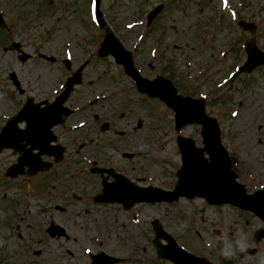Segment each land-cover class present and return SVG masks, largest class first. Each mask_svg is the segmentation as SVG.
Masks as SVG:
<instances>
[{
	"label": "rangeland",
	"instance_id": "rangeland-1",
	"mask_svg": "<svg viewBox=\"0 0 264 264\" xmlns=\"http://www.w3.org/2000/svg\"><path fill=\"white\" fill-rule=\"evenodd\" d=\"M92 3L91 0H0V12L3 13L11 28V33L0 28V125L14 113L19 105L25 102L27 96H33L38 101L45 97L55 96V91L61 89L64 76L68 74L61 59L71 55L74 60L72 50L69 47L66 48L67 41L77 40L79 33H82V28L86 29L83 34L87 31L88 35H91L92 33L89 32L92 31L99 35L101 40L106 35V32L100 29L95 21ZM158 3H163L165 9L160 18L146 27L147 11ZM101 8L108 27L111 30L121 29L119 35L124 39L128 48L133 49L136 45L146 42L148 49L144 55L151 58L155 49L152 48L153 43L158 42L159 49L169 47L175 53L165 54L162 59H158L163 67L172 60L175 69L179 71L176 77H173L174 73L166 70L171 72L167 76L173 78L176 82L175 86L178 89L180 86L181 92H184V86L187 87L186 83L190 84L192 92H209L212 102H208L207 112L218 114L216 117L224 129L223 140L232 149L234 159L241 168V173L237 172L244 178L243 173H246L248 178L251 174L258 175L260 180L257 185L264 186V66L259 67L250 76H239L232 88H229L232 84L228 79L214 99L211 95V91L220 82L223 83V78H229L230 70L245 59L246 54L240 52L237 54V51L233 49L235 40L239 39L237 44L241 49L243 46L241 41L254 37L257 44L264 49V0H102ZM237 19L254 21L257 24L255 34L239 28L236 25ZM144 28H148V33L143 39ZM154 28H161L163 32V38L160 41H157L155 34L151 33ZM48 34L52 35L51 39ZM14 41L21 42V48L25 52L32 53L31 59L23 63L18 60L16 51L10 53L3 51L2 47ZM174 44H178L181 49L175 50ZM65 49L69 52L65 54L69 55L63 57L64 54L61 55L59 51L64 53ZM227 50H229L228 54L217 61ZM39 51L55 55L58 60L54 63L39 60L36 56ZM141 51L143 50L140 49L139 52ZM172 55H175V58H171ZM187 61L191 62L190 66L186 65ZM78 63L74 60L73 68ZM111 64L110 58L101 61V72L103 73L104 68H107L108 73L112 74L111 71H114L117 74V68ZM209 65L210 69L201 76H192L191 78L196 77L193 80L185 79V75L190 76L194 72L199 74L201 69L204 70ZM13 70L26 89L24 95H20L8 78V73ZM146 71L149 69L143 72L146 73ZM222 91L228 92L227 105L239 101H243L244 105L234 106L232 111L225 112L226 105L221 103ZM132 100L135 101V96ZM145 100V106L137 108L138 112L135 111L134 120L137 121L139 119L137 117L143 118L147 129L156 136V140L150 141L147 138V142H142V152L145 155L143 163L147 161L149 181H154L159 186L169 187L174 183L175 174L181 167L176 136L178 134L190 136L195 139L198 146H202L200 126L189 125L178 132L174 126V112L171 108L160 100ZM152 107L153 113L151 112ZM11 158L13 157L10 151H3L0 153V164L7 165ZM37 185L40 184L37 183ZM249 190L251 191L252 188ZM16 193L13 199L17 204L18 220H15L13 225L19 222L21 231L27 230V232L23 240H20L18 235L17 237L15 234L9 235L7 229H3V234L0 232V261L3 264H61V262L62 264H85L89 260L87 252L93 250L88 240L95 236L101 238L102 234L106 240L113 239H110L112 241L110 245L113 248L119 244L125 245L122 247L124 253H132L131 249L143 247L145 250L143 253L147 252L145 256L147 264H166L157 261L151 245L153 231L150 221L155 217L162 218V215L170 229L181 228L180 234L183 238H185L186 230H189L191 234L194 233L198 244L196 249L201 247L200 239L196 234L199 230L212 244V248H215L213 241L217 236L212 234L211 229L221 228L222 232L232 239L234 234L242 228L240 232L247 237L250 247L247 249L248 252L244 253L246 256L241 264H259L260 256L264 255V238L259 243L254 239V231L261 227V222L256 218H251L244 228L241 214L228 207L218 209L207 206L208 208H205L203 203L195 200L194 205L205 210V222L210 223L207 224L205 232L197 229L198 223L200 227L204 225L201 220L203 214L196 215V220L190 227L188 218L185 219L179 211L173 214L176 212V207L164 208L156 204H140L131 209L130 213L133 214L130 216L131 221L130 217L113 209L109 204L105 206L74 204L62 213L53 206H46L45 197L31 195L23 189H19ZM34 206L38 207L37 216L31 219ZM42 209L46 210L57 222H63L71 235L70 240H53L45 236L41 242L32 241L34 238H31L30 233L34 227L28 228L27 225L31 222L34 224L36 221L43 223L49 221L48 214L46 216L44 212L41 214ZM23 218L25 220H22ZM207 218L212 221L208 222ZM93 219L102 223L96 224ZM175 219L183 220L182 224L179 226L177 222V227H174ZM107 229L114 236L109 237L110 232ZM188 237L191 236L188 235ZM26 240L28 242H25ZM19 244L23 249L19 255H2V246L16 253ZM34 249H43L46 252H43L41 256L33 257ZM216 254V250L211 253L214 263H216L214 260ZM236 254L239 255L240 252Z\"/></svg>",
	"mask_w": 264,
	"mask_h": 264
},
{
	"label": "flooded vegetation",
	"instance_id": "flooded-vegetation-1",
	"mask_svg": "<svg viewBox=\"0 0 264 264\" xmlns=\"http://www.w3.org/2000/svg\"><path fill=\"white\" fill-rule=\"evenodd\" d=\"M84 30L86 29L82 28V33H79L77 40L74 42L67 41L68 46L66 48L68 49L69 47L72 50L71 54H74L75 62H79L77 66L73 68L74 60L71 59L69 64L70 67H68L65 63L66 57H64L66 56L65 53H67V50L65 49L64 53L59 51L61 55L64 54V58L61 59V62L66 66V71H68V74L64 73L63 85H65L66 79L79 69H81V81L75 85L66 103V105L72 109V112L64 121L54 123V125H51L50 119L47 122L50 129L39 131L35 136L37 140L43 139L44 142L49 141L50 146L46 148L35 147L31 150L32 144L29 143L27 139H24L20 143L18 149L13 147L0 149V153L6 150L10 151L13 157L7 165L3 166L0 164L1 234L4 232L3 229H7L9 230L8 234L13 236L15 234L13 228L16 227L18 230L17 234L20 238L22 237V234L19 232L21 229L20 223L18 222L16 225H13V222L18 220L16 211L17 204L13 197L17 194L16 192H19V189H23L26 193L34 196L45 197L44 202L46 206H53L63 213L74 204L80 205L89 203L91 201L90 196H92V200L94 201L95 198L103 192L104 185L108 183L115 185L118 182L119 176L125 177L130 183L141 188L159 186L155 184L156 182L148 180L147 161L143 163L145 155L142 152L141 146L142 142H147V138L151 141L155 139L156 136L147 129V124L143 118L137 117L139 118L137 121L134 119L136 117L135 111L138 112L137 108H143L145 106V99L155 101L160 99L151 98L146 94L140 93L135 82L125 73L124 67L117 63L112 55H100L101 42H103L106 35H104L101 40V37L92 31L89 32L92 33L91 35H88L87 31L86 34H83ZM106 31L108 30L106 29ZM147 33L148 28L145 30V36ZM151 33L155 34V37L158 39L157 41L162 39L163 32L161 28H154ZM159 35H161V38ZM72 44L74 45L73 47ZM153 44V47L156 48L160 46L158 42H154ZM142 45L147 46L148 44L146 42L139 44V46L143 48ZM4 47H2L3 51ZM10 52L11 51L7 53ZM143 53H145V51ZM40 54L37 56L39 59L51 62L45 57L42 58ZM158 57L161 58L162 54L158 53ZM55 58L56 60L54 62L58 60L57 56H55ZM106 58L112 60L111 65L117 68V74H115L114 71H111L112 74L108 73L109 70L107 68H104L105 71L103 73L101 72L100 62L106 60ZM134 60L135 65L141 70L143 76L149 79H154L161 72L159 69V62L156 64L151 61L146 63L145 57L139 60L136 50H134ZM146 64L147 67H144ZM147 68L149 71L144 73ZM156 69H159L158 73L154 72ZM246 75L250 76L251 74ZM62 89L63 86L55 96L50 98L45 97L38 101L33 98L34 102L40 103V108L45 109L49 106V102H52ZM133 96H135V101L132 100ZM240 105H244V102L240 101ZM153 111L154 109L152 107L151 112L153 113ZM18 125L20 128H25L26 123L22 122L18 123ZM6 127L7 122L4 121V123L0 125V135L3 136L6 134L10 140H13L18 131L15 129L5 131ZM61 149H63L62 158L60 161H57ZM40 152L43 153L40 154ZM55 152H58V155H56ZM22 155H32L34 159L35 157H39L43 161V165L47 166L48 169L34 176L27 175V172L30 170L27 163H23L19 168L14 169L13 167L19 163V159ZM37 163L41 165L40 160H37ZM17 171L21 173H18L16 176L13 175ZM243 175L245 178L240 175L241 178L243 181L247 182V185L250 187H253V185H250V182L259 181V177L252 176L249 180L246 174ZM176 180L177 178L174 184ZM37 183L40 185H37ZM257 189H260V187L253 188V191ZM80 194H86V196ZM180 200L191 203L187 198H181ZM180 200L176 203L178 207H176V212H173V214L175 215L179 211L185 219L188 218L191 224L190 227H192L195 222V208L192 205H187L186 210L181 206ZM194 200H201L204 204L208 205L202 198ZM95 203L97 204L96 201ZM96 204L92 203V206H98ZM140 204L146 203H135L131 209ZM120 205H118V207H121ZM158 205L164 208L174 207L173 204L168 203H159ZM208 206L212 207L211 205ZM37 208L38 207L34 206L31 212V219L37 216ZM131 209L126 211H130ZM40 212L41 214L44 212L45 216L48 214L49 223H46V221L44 223L42 221H36L34 224H32V222L28 225L26 224L28 228L34 227L33 231L30 233L32 237H37L39 241L45 236L53 240L70 239L68 234L61 237L51 236L48 231L49 226L52 223H58L64 226L63 222H57L44 209ZM22 220L25 219L23 218ZM160 220L164 223L166 228L172 232L181 245L190 249L194 234L186 230L184 232L185 238H183L180 234V227L175 230L170 229L163 215ZM182 221L181 219H175L174 224L176 225L174 227H177V222L180 226ZM204 221L205 218H203V222ZM263 227L264 223L261 222L260 228ZM205 228L206 222H204L202 229ZM26 231L27 230H25V232ZM188 235L191 237H188ZM112 236H114V234L110 232L109 237ZM110 239L107 240L105 244L107 249L104 247V239L88 240L91 242L93 250L88 252L87 256L89 260L86 264L91 261L92 254L99 253L100 251H105L110 255L121 257L122 260L117 264H147L146 257L144 256L145 253H143V251H145L143 247L131 249V251H133L132 253H124V248L122 247H125V245L119 244L115 246L116 248H113V246L111 247L110 245L112 242ZM101 247L103 248L101 249ZM40 250L46 252V250ZM1 251L3 256L14 255V252L11 251L10 248H5ZM211 253V247H206L203 251V254L207 255L212 264L213 261L210 257ZM244 259L245 258L241 259V263ZM161 262L172 264V262L166 259H162ZM0 264H3V262L0 261Z\"/></svg>",
	"mask_w": 264,
	"mask_h": 264
},
{
	"label": "water",
	"instance_id": "water-1",
	"mask_svg": "<svg viewBox=\"0 0 264 264\" xmlns=\"http://www.w3.org/2000/svg\"><path fill=\"white\" fill-rule=\"evenodd\" d=\"M100 0H96L97 19L101 26L105 25V21L102 16V12L99 9ZM163 6H158L149 13L148 24L153 18L162 10ZM242 27L255 30L253 23L240 21ZM0 26L6 27V23L0 14ZM13 48L20 49L21 44L14 42ZM248 59L244 66L240 68L237 74L241 71H251L255 66L260 63H264V53L260 51L255 45L254 41L247 43ZM112 53L118 62H121L126 72L130 77L135 79L138 83V87L141 91L148 92L151 96H158L163 99L167 105L171 106L175 112V121L177 129H181L188 123H201L202 124V136L206 145L205 150L210 154L212 158L211 163H207L203 157V149L196 148L193 140L180 136L178 143L182 152L183 167L179 172L180 182L177 188L173 192L163 191L156 188H148L142 190L144 192L133 191V198L129 195L115 196L116 190L110 187H106L105 194L101 200H121L129 201L131 199H147L148 201L166 200L177 198L180 194L194 195H206L212 203H224L230 202L241 207L250 208L258 215L264 218V190L258 191L253 195H247L243 185H240L235 181L236 175L230 170V161L226 149L221 144L220 128L217 121L209 117L205 112V101L203 99H194L190 96H182L177 93V90L173 87L172 82L164 77H158L154 81H149L140 76L139 71L134 67L131 53L121 45L120 41L110 33L105 39V42L101 48L102 54ZM24 55H20V59L25 61L28 58V54L23 52ZM236 74V75H237ZM14 76V74H12ZM79 71L69 78L67 88L59 95L56 102L51 106V111H43L39 108V105H35L32 99H28L24 108L21 110L18 116L14 117L10 122L15 126L16 122L25 118L29 124L26 132H17L13 140H10L5 134L0 137V147L3 145H17L21 139L30 136L32 131L47 130L48 124L44 121L49 120L50 116L61 115L62 103L67 99L72 87L75 83L79 82ZM66 110V109H64ZM37 143L35 146L37 147ZM34 146V147H35ZM22 155L24 157V163H27L31 167L30 173H36L38 170H45V166H41L37 163L39 157ZM32 165L36 167L32 168ZM118 183H124L119 181ZM156 232V238L154 239V245L157 249L159 257L170 258L177 264H202L203 258H198L190 254H186L183 251H179L172 248V245L163 247L159 244V238L162 237L164 232L161 224L158 220L153 222ZM58 227V226H54ZM58 228H54L57 231ZM263 234L257 236L258 239ZM170 250H167L169 249ZM99 255L95 256L94 261L91 264H109L104 258H99ZM99 258V259H98ZM97 259V260H96ZM96 260V261H95ZM220 264H224L223 257L220 258Z\"/></svg>",
	"mask_w": 264,
	"mask_h": 264
},
{
	"label": "clouds",
	"instance_id": "clouds-1",
	"mask_svg": "<svg viewBox=\"0 0 264 264\" xmlns=\"http://www.w3.org/2000/svg\"><path fill=\"white\" fill-rule=\"evenodd\" d=\"M223 240L224 246L222 249H217L218 253L223 257L224 264H235L236 252L246 253L250 247L247 237L240 231L234 234L232 239H229L223 232L221 235L214 238V243ZM259 264H264V255L259 258Z\"/></svg>",
	"mask_w": 264,
	"mask_h": 264
},
{
	"label": "snow or ice",
	"instance_id": "snow-or-ice-1",
	"mask_svg": "<svg viewBox=\"0 0 264 264\" xmlns=\"http://www.w3.org/2000/svg\"><path fill=\"white\" fill-rule=\"evenodd\" d=\"M129 27H132L131 25H129ZM233 115H235V113H233Z\"/></svg>",
	"mask_w": 264,
	"mask_h": 264
}]
</instances>
